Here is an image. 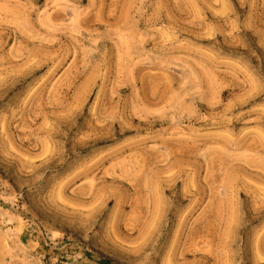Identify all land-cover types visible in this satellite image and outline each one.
Wrapping results in <instances>:
<instances>
[{
    "label": "rangeland",
    "instance_id": "obj_1",
    "mask_svg": "<svg viewBox=\"0 0 264 264\" xmlns=\"http://www.w3.org/2000/svg\"><path fill=\"white\" fill-rule=\"evenodd\" d=\"M0 264H264V0H0Z\"/></svg>",
    "mask_w": 264,
    "mask_h": 264
}]
</instances>
